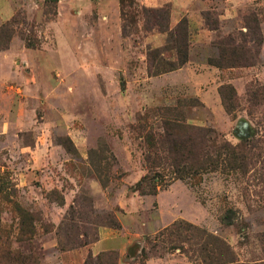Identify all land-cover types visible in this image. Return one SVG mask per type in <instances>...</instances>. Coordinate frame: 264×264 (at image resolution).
<instances>
[{
	"label": "rangeland",
	"instance_id": "rangeland-1",
	"mask_svg": "<svg viewBox=\"0 0 264 264\" xmlns=\"http://www.w3.org/2000/svg\"><path fill=\"white\" fill-rule=\"evenodd\" d=\"M0 264H264V0H0Z\"/></svg>",
	"mask_w": 264,
	"mask_h": 264
},
{
	"label": "trees",
	"instance_id": "trees-1",
	"mask_svg": "<svg viewBox=\"0 0 264 264\" xmlns=\"http://www.w3.org/2000/svg\"><path fill=\"white\" fill-rule=\"evenodd\" d=\"M224 98V97H223Z\"/></svg>",
	"mask_w": 264,
	"mask_h": 264
}]
</instances>
